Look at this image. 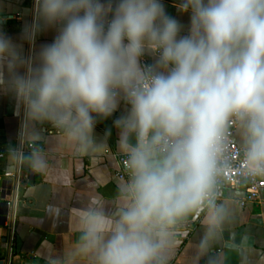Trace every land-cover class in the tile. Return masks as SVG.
Wrapping results in <instances>:
<instances>
[{
	"label": "clouds",
	"instance_id": "obj_1",
	"mask_svg": "<svg viewBox=\"0 0 264 264\" xmlns=\"http://www.w3.org/2000/svg\"><path fill=\"white\" fill-rule=\"evenodd\" d=\"M171 6L177 15L164 0H32L21 39L55 35L28 57L0 17V95L12 96L14 114L86 152L97 117L127 106L114 120L127 168L118 210H81L79 253L92 264H167L179 221L205 209L218 225L212 196L230 127L243 171L264 175V0ZM31 166L47 168L38 154Z\"/></svg>",
	"mask_w": 264,
	"mask_h": 264
},
{
	"label": "crops",
	"instance_id": "obj_2",
	"mask_svg": "<svg viewBox=\"0 0 264 264\" xmlns=\"http://www.w3.org/2000/svg\"><path fill=\"white\" fill-rule=\"evenodd\" d=\"M32 0H0V17H10L3 28L20 45L25 57L39 52L52 41L55 30L37 34L34 45L21 39L24 20L31 22ZM168 12L177 15L164 0ZM188 23L186 15L180 17ZM148 58L145 57V60ZM11 95H0V176L6 170L15 171L17 157L13 149L21 130L25 143L40 146V150L23 153L20 177L12 182L11 194L16 196V236L12 264H92L79 253L84 222L81 210H102L113 215L119 207L118 187L126 179L116 176L118 128L114 125L121 110L109 118L97 117L93 144L86 152L70 147L61 131L49 123H34L24 117L21 109L14 114ZM234 140L243 141L236 128ZM44 158L47 168L37 171L31 166L34 155ZM243 190L229 187L220 206V223L209 226L204 209L192 221L188 215L174 229V250L167 264H264V189L262 200L240 205ZM0 215V258L5 254L3 241L7 234ZM189 223V226H186Z\"/></svg>",
	"mask_w": 264,
	"mask_h": 264
},
{
	"label": "built area",
	"instance_id": "obj_3",
	"mask_svg": "<svg viewBox=\"0 0 264 264\" xmlns=\"http://www.w3.org/2000/svg\"><path fill=\"white\" fill-rule=\"evenodd\" d=\"M235 131V127H230L226 133L225 143L218 161V172L212 198L214 203H216L224 197L227 188H238L243 190V196L239 203L241 206H244L250 202H259L262 200L264 175H250L243 171L245 168L243 148L234 140ZM17 141V145L13 149V152L17 157V168L15 171L6 170L0 176V178L12 180L16 186L19 183L20 177L21 154L30 150L41 149L40 146H36L33 143H25L21 130L18 132ZM1 156L2 153H0V157ZM116 159L119 165L116 176L120 179H127V168L124 156L122 154H117ZM7 204L9 206V211L4 223L7 229V234L3 241L5 254L0 258L1 264H12V254L16 236V196L7 200ZM203 210L204 209L194 212L192 221L196 220ZM186 226H189V223Z\"/></svg>",
	"mask_w": 264,
	"mask_h": 264
},
{
	"label": "water",
	"instance_id": "obj_4",
	"mask_svg": "<svg viewBox=\"0 0 264 264\" xmlns=\"http://www.w3.org/2000/svg\"><path fill=\"white\" fill-rule=\"evenodd\" d=\"M12 180L7 178H0V215L1 220L4 222L9 211L6 197L11 194ZM1 264V261H0Z\"/></svg>",
	"mask_w": 264,
	"mask_h": 264
},
{
	"label": "trees",
	"instance_id": "obj_5",
	"mask_svg": "<svg viewBox=\"0 0 264 264\" xmlns=\"http://www.w3.org/2000/svg\"><path fill=\"white\" fill-rule=\"evenodd\" d=\"M190 215H191V214H190ZM190 215H189V216H190Z\"/></svg>",
	"mask_w": 264,
	"mask_h": 264
}]
</instances>
